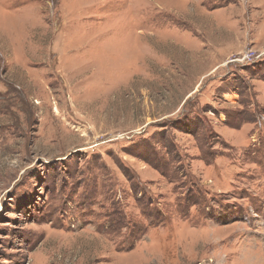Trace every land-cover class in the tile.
I'll return each mask as SVG.
<instances>
[{
	"label": "rangeland",
	"instance_id": "rangeland-1",
	"mask_svg": "<svg viewBox=\"0 0 264 264\" xmlns=\"http://www.w3.org/2000/svg\"><path fill=\"white\" fill-rule=\"evenodd\" d=\"M247 262L264 0H0V264Z\"/></svg>",
	"mask_w": 264,
	"mask_h": 264
},
{
	"label": "bare ground",
	"instance_id": "bare-ground-1",
	"mask_svg": "<svg viewBox=\"0 0 264 264\" xmlns=\"http://www.w3.org/2000/svg\"><path fill=\"white\" fill-rule=\"evenodd\" d=\"M250 259V258H249ZM248 263V262H247ZM249 264V263H248Z\"/></svg>",
	"mask_w": 264,
	"mask_h": 264
}]
</instances>
